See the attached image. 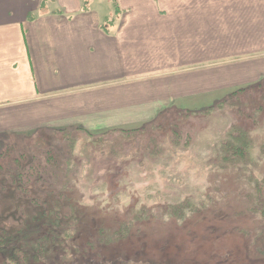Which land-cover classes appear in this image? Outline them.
<instances>
[{"label": "trees", "instance_id": "1", "mask_svg": "<svg viewBox=\"0 0 264 264\" xmlns=\"http://www.w3.org/2000/svg\"><path fill=\"white\" fill-rule=\"evenodd\" d=\"M222 105L223 112L227 110L234 115L235 123L208 144L209 154L201 165L206 163L205 167L216 173L217 180L231 172L236 182L248 188L245 206L239 211L223 206L212 198L211 193L205 200L199 197L198 201L188 198L180 202L167 201L163 216L175 217L181 224L185 223L184 227L193 226L191 223L197 218L194 216L203 219L210 215L213 219L207 221L215 223L208 225L207 221H201L199 229L204 223L208 226L197 231L198 235L189 237L190 246L181 256L173 257L174 262L168 251L170 247H179L171 237L162 240L149 236L148 230H160L156 212L154 221L142 211L133 213L123 209L124 216L121 212H110L111 208L104 209L101 214L95 209L92 212L90 204L93 200L85 202L83 196L91 183L72 179H77L73 172L75 167L80 169L76 165L77 147L86 159L82 169L86 178L97 174L99 166L110 169L117 167L119 162L130 163L131 160L144 165L143 156L156 159L165 154L159 136L165 139L163 142L170 153H166V160L171 161L176 151L181 150L179 147L187 149L193 144V137L189 132L185 133L183 126L174 122L171 115H166L164 123L156 128L159 135L153 140L129 134L93 140L84 130L70 129L76 134L63 132L61 138L50 134L45 139H35L29 147L8 145L0 153V208L3 209L0 218L6 217L5 226H0V264H194L201 256L195 240L212 239L213 244L218 245L225 233L222 225L232 223L231 231H239L236 221L249 223L242 231L250 242L249 255L264 257V175L262 172L260 176L254 174L256 170L260 171L259 163L264 161V128L260 129L262 137L257 141L253 134L255 128L243 125L245 118L255 126L260 124L258 115L264 111V79L235 88L219 106ZM178 110L185 113L180 117L182 119L193 113ZM120 143L128 144V151H121L120 146L117 147ZM95 190L109 192L105 185ZM8 211L10 217H7ZM114 247L120 249L119 255L104 254L105 249ZM231 259L236 261L230 253L221 251L208 261L231 264L234 262Z\"/></svg>", "mask_w": 264, "mask_h": 264}, {"label": "rangeland", "instance_id": "2", "mask_svg": "<svg viewBox=\"0 0 264 264\" xmlns=\"http://www.w3.org/2000/svg\"><path fill=\"white\" fill-rule=\"evenodd\" d=\"M101 1L103 3L101 8L105 12L107 1ZM234 1L225 0L228 3ZM112 6L111 17L118 19V4L114 5L112 2ZM257 29L245 28L244 42L239 41L242 37L239 32L242 29L237 27H215L213 28V37L200 35L199 46L202 45V39L207 38L209 43L214 41L213 55L207 60L194 59L196 62H193L192 65L197 64L194 65L196 67L190 64L189 67H193L190 69V73L172 75V77L164 76L162 79L165 87L177 89V91L175 90L171 94L168 93V90L157 93L151 88L148 90L149 92H146L149 95L146 104H140L135 100L136 97L141 96V90L135 92L123 90L115 91L116 93L103 92L101 100H97L100 101L101 107L97 106V101L95 102L96 106L93 107V99L85 98L74 99L72 107H68L67 102L62 105V108L53 107L51 102H44L35 105V107L33 105L17 107L18 112L15 111L11 115L3 113L0 115V153L8 145L17 148L22 145L29 147L35 139L38 140L41 137L45 139L50 134V136L56 135L58 138L63 137L62 135L65 133L76 134V131L72 132L73 130L70 129L84 130L93 140L100 137L111 139L118 134L123 136L129 134L133 137H143L144 140H153L155 136L159 135L156 128L164 123L166 115H171L172 120L177 121L183 126L184 132H189L193 137V144L187 149L179 147L181 150L176 151L171 161L166 160V153L169 151L163 142L165 139L159 136V143L165 154L156 156V159L143 156L145 158L144 165L139 164L137 160H131L130 163L119 162L117 167L110 169L104 165L99 166L97 174L93 173L91 178H86L83 177L84 171L82 170L85 167L86 159L83 157L81 149L77 147L75 156L78 164L76 165L80 169L75 167L73 172L77 179L74 177L72 179H75L76 182L82 180L91 183L89 184L91 188L86 192L83 191V196L85 202L87 199L88 201L93 200L90 204L93 207L92 212L95 209L101 214L104 209L111 208L110 212L119 214L121 212L124 216V211H121L123 209L132 210L133 213L142 211L144 214H149L153 218L152 221L155 220L154 212H156V219L159 220V224L156 223V225H159L160 230L157 232L148 230L149 236L162 240L171 237L172 242L179 247L169 248L168 253L172 257L170 259H173L172 262H174L176 259L173 257L181 256L190 246L189 237L191 235L193 236L195 233L198 235L199 231L215 223H209L213 219L210 215H205L203 219L200 216H194L197 218L191 223L193 226L184 227L185 223L181 224L175 217H170L167 214L163 216V207L168 204L167 201L180 202L187 198L198 201L199 197H203L201 199L205 200V197L211 193L212 198H215L217 203L223 206L227 205L238 211L241 206H245V190L248 188L236 182L231 172L221 175L217 180L216 173L205 167L206 163L201 165V162H205V158L209 154L207 153L208 144L216 141L235 123L234 115L228 113L227 110L223 112L222 110L225 108L223 105L219 106L220 103L235 88L251 84L260 78L264 79V26L258 29V31L260 30L259 34H253L252 31ZM150 32L151 30L146 35H152ZM150 40H153L152 37L149 38ZM176 49L179 50V45L176 46ZM208 53L211 54V51ZM150 59L147 57V60ZM180 61L176 59L175 68L178 67ZM183 68H187V66L185 67L183 64L181 69ZM142 77H149V74H144ZM171 78H175L173 82H169L172 80ZM195 78L199 80L198 85L190 83L187 90L182 88L183 83H179V80ZM128 93L130 94L127 95ZM183 94L189 95L182 100L176 99ZM116 97L117 100H115ZM157 98L160 104L157 103ZM177 108L193 113L187 114L186 119L184 117L182 119L180 117L185 113L177 112ZM161 112H166V114L162 116ZM258 122L260 123L259 127L245 118V124H243L255 128L253 134L257 141L262 137V132L259 131L264 128V111L258 115ZM114 140L118 141L119 139ZM118 146L121 151H128V144L122 143L121 145L120 143ZM83 153L85 152L83 151ZM259 165L260 171L256 170L255 176H260V172L264 175V161ZM99 171L102 172L98 173ZM103 185L109 192L95 190L96 187ZM216 188L218 190H215ZM2 210L0 208V215ZM232 212L234 213V210ZM7 214V217L11 216L10 211ZM5 220L6 217L0 218V226H5ZM201 221H207L208 225L204 223L202 229H199ZM236 223L240 230L235 232L230 229L233 228L232 223L225 222L222 225L225 233L218 245L213 244L212 239L195 240L201 256L195 259L197 263L194 264H211L208 261L209 258L221 251L233 256L236 261L231 259L234 261L231 264H264V257L257 258L255 255H251L252 257L249 255L250 242L242 232L249 223H244V221H236ZM188 232L191 233L188 234ZM185 241L187 243H184ZM119 250L115 247L114 249H105L104 254L119 255Z\"/></svg>", "mask_w": 264, "mask_h": 264}, {"label": "crops", "instance_id": "3", "mask_svg": "<svg viewBox=\"0 0 264 264\" xmlns=\"http://www.w3.org/2000/svg\"><path fill=\"white\" fill-rule=\"evenodd\" d=\"M106 1L103 12L101 0H0V115L44 102L72 107L85 98L95 107L103 92L123 90H141L135 100L146 104L151 88L177 91L165 87L164 76L190 73L194 59L213 55L214 41L199 46L200 35L237 27L244 42L245 28L264 26V0ZM112 2L118 19L111 17ZM179 81L187 90L199 80Z\"/></svg>", "mask_w": 264, "mask_h": 264}]
</instances>
